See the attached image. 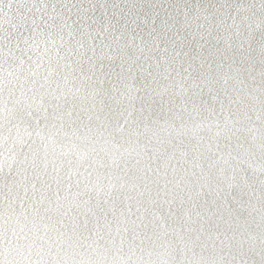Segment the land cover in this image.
<instances>
[{
  "label": "snow or ice",
  "instance_id": "6c2138e0",
  "mask_svg": "<svg viewBox=\"0 0 264 264\" xmlns=\"http://www.w3.org/2000/svg\"><path fill=\"white\" fill-rule=\"evenodd\" d=\"M0 264H264V0H0Z\"/></svg>",
  "mask_w": 264,
  "mask_h": 264
}]
</instances>
